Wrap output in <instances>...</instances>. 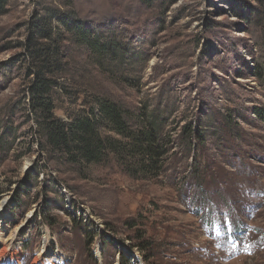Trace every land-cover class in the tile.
Listing matches in <instances>:
<instances>
[{
    "label": "rangeland",
    "instance_id": "obj_1",
    "mask_svg": "<svg viewBox=\"0 0 264 264\" xmlns=\"http://www.w3.org/2000/svg\"><path fill=\"white\" fill-rule=\"evenodd\" d=\"M4 3L0 264H264V0ZM75 23L120 51L78 40ZM38 71L56 81L45 97L64 121L97 98L136 131L154 121L158 176L127 168L137 153L74 164L49 146L31 101Z\"/></svg>",
    "mask_w": 264,
    "mask_h": 264
},
{
    "label": "trees",
    "instance_id": "obj_2",
    "mask_svg": "<svg viewBox=\"0 0 264 264\" xmlns=\"http://www.w3.org/2000/svg\"><path fill=\"white\" fill-rule=\"evenodd\" d=\"M4 7V0H0V14L4 12ZM81 24L75 23L71 27L72 30L75 29L79 37L78 40L91 44V47H99L106 51L109 49L112 54L117 55L120 50L115 42L103 41L100 37L93 41L85 26ZM54 86H57V83L52 77L38 71L30 88L32 104L36 110L40 111V131L49 146L59 150L69 162L74 164H79L82 161L86 163L101 162L108 158L112 152L118 154L121 159L137 153L140 155V159L137 160L138 163L136 161L134 164H128V167L126 165V167H131L130 169L133 173L135 172V175L142 173L145 176H158L161 168L160 160L165 150L163 139L160 138L157 124L154 121L147 126L148 128L146 127L147 129L136 131L129 126V122L124 117V110L108 98H97V105L91 107L89 112L73 115L70 117V121H64L54 116L53 105L49 98L45 97ZM96 109L99 110V114H97ZM100 115L106 117V120L108 119L109 124H106L111 130L124 137L132 138L133 142L121 145L122 141L119 139L103 134L101 127L104 123H102V119L100 122ZM231 117L230 114L221 116L220 124L222 129L226 130V135L234 133L233 130L236 129ZM191 129L190 126H186L185 135H190ZM199 132V130L196 132V137L200 141L202 135ZM126 145L131 154L129 151L124 152ZM141 245L143 250L149 252L148 242H141ZM125 262L128 261L123 259V263Z\"/></svg>",
    "mask_w": 264,
    "mask_h": 264
},
{
    "label": "bare ground",
    "instance_id": "obj_3",
    "mask_svg": "<svg viewBox=\"0 0 264 264\" xmlns=\"http://www.w3.org/2000/svg\"><path fill=\"white\" fill-rule=\"evenodd\" d=\"M2 242H3L2 253H5L9 249L15 248L17 246V244H18V240L13 235H10V236L6 237Z\"/></svg>",
    "mask_w": 264,
    "mask_h": 264
}]
</instances>
